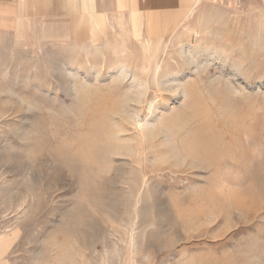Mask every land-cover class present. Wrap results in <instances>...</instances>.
Returning <instances> with one entry per match:
<instances>
[{"label":"rangeland","instance_id":"rangeland-1","mask_svg":"<svg viewBox=\"0 0 264 264\" xmlns=\"http://www.w3.org/2000/svg\"><path fill=\"white\" fill-rule=\"evenodd\" d=\"M188 10L0 29L10 264H264V0Z\"/></svg>","mask_w":264,"mask_h":264},{"label":"crops","instance_id":"crops-1","mask_svg":"<svg viewBox=\"0 0 264 264\" xmlns=\"http://www.w3.org/2000/svg\"><path fill=\"white\" fill-rule=\"evenodd\" d=\"M200 2L201 0H0V29L35 31L43 29L46 23L58 21L70 23L71 30V24H82V19L90 22L95 17L118 16L145 31L150 30L156 17L181 15L187 8V13H192ZM6 248L4 241L0 246V264H10L5 255Z\"/></svg>","mask_w":264,"mask_h":264},{"label":"built area","instance_id":"built-area-1","mask_svg":"<svg viewBox=\"0 0 264 264\" xmlns=\"http://www.w3.org/2000/svg\"><path fill=\"white\" fill-rule=\"evenodd\" d=\"M213 1V0H212ZM215 1V0H214ZM217 2H220V3H225V2H229V0H216Z\"/></svg>","mask_w":264,"mask_h":264},{"label":"bare ground","instance_id":"bare-ground-1","mask_svg":"<svg viewBox=\"0 0 264 264\" xmlns=\"http://www.w3.org/2000/svg\"><path fill=\"white\" fill-rule=\"evenodd\" d=\"M198 3V2H197ZM195 7V6H194ZM193 9V8H192ZM191 13V12H190ZM133 241V240H132Z\"/></svg>","mask_w":264,"mask_h":264}]
</instances>
